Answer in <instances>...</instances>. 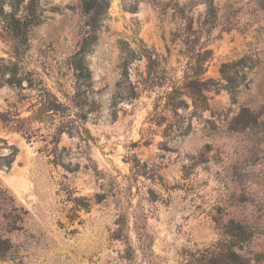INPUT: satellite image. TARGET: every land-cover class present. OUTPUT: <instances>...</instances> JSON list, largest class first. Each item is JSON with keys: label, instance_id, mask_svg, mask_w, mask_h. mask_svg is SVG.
I'll use <instances>...</instances> for the list:
<instances>
[{"label": "rangeland", "instance_id": "obj_1", "mask_svg": "<svg viewBox=\"0 0 264 264\" xmlns=\"http://www.w3.org/2000/svg\"><path fill=\"white\" fill-rule=\"evenodd\" d=\"M106 2L86 15L79 0H0L18 17L32 4L17 64L62 105L44 113L25 83L0 84V114L36 131L0 122V164L17 149L0 167V264H203L213 251L264 264V6ZM206 51L199 111L184 84ZM9 62L0 19V81ZM243 110L256 117L244 128Z\"/></svg>", "mask_w": 264, "mask_h": 264}, {"label": "trees", "instance_id": "obj_2", "mask_svg": "<svg viewBox=\"0 0 264 264\" xmlns=\"http://www.w3.org/2000/svg\"><path fill=\"white\" fill-rule=\"evenodd\" d=\"M257 2L259 5L264 6V0H257ZM105 4H107L106 0H79V5L86 15H90L91 12L98 11V8ZM25 11L26 12L23 16L18 17L13 11L8 13L4 12L3 9L0 8V19L3 22L4 28L6 29L7 33L10 35L11 40L13 41L14 55L16 59V62H9L6 65L2 66V68L8 71L7 73L3 71L2 76L9 74V78H7L5 81H0V84L3 83L11 88L23 89L22 86L23 83H25L26 86H24V88H28L37 92V104L40 106V110L44 111V113L55 115L60 112V109L62 108L61 103L45 87L42 80L38 77L37 74H34L32 71L24 70L17 64V61H20L22 59L25 51L27 50L28 35L30 29L38 24L36 14L31 3L27 5ZM207 16L212 20L215 19L216 9L213 6L212 2L208 3L207 5ZM205 55L206 56L204 57V59L199 60L197 68L195 70H191L194 76L185 77L186 82L184 84V89H186L187 92L191 95L194 107L199 111L208 110L209 108L207 104V97L204 94V92L208 90L206 88H201V86L206 84L207 82H212L211 80L202 82L199 79V77L202 76L205 71V62L210 59V52L206 51ZM144 57L147 60V69H149L151 63V55L149 53H146ZM240 62L241 60L239 61V63ZM228 66V64H223L220 70V74L221 78L226 81L225 88L230 90V84L232 83V80L226 73V68ZM177 90L178 89L175 87L172 92L168 94L167 104L172 108H178V106H180L179 104H182L183 102L179 101L178 103H174V99L171 98L172 94L176 93ZM170 100L173 101V103H170ZM249 113L250 112L248 110H243L238 116L239 119L243 120V128L256 122V117H254L252 113ZM16 115L1 113L0 122L4 125L5 128L20 133L27 140L31 139L36 131H34L29 124H25L21 119H15L14 116ZM47 118H49V116ZM32 119L36 120V118ZM39 122H41V120ZM59 134H61V131L58 130V132H56L54 136ZM11 149L12 152L8 156L2 157L3 160H6V162L4 164H0V167L6 166L7 168H10L13 158L17 152V149L15 147L12 146ZM224 260L225 256L221 251H213L207 261L199 262H203V264H226Z\"/></svg>", "mask_w": 264, "mask_h": 264}]
</instances>
